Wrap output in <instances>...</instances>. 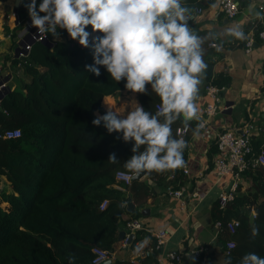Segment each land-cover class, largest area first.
<instances>
[{"label":"trees","instance_id":"trees-1","mask_svg":"<svg viewBox=\"0 0 264 264\" xmlns=\"http://www.w3.org/2000/svg\"><path fill=\"white\" fill-rule=\"evenodd\" d=\"M183 2L193 9L210 4L209 0ZM17 13L15 29L22 30L28 15L22 3ZM258 29L260 26L254 29L255 34ZM86 30L91 33V26ZM58 31L60 37L48 35L51 46L34 42L25 56L12 58L15 64L20 63L27 79L18 77L14 88L9 86L0 99V130H20L17 137H0V203L9 205L0 204V264H70L71 256H75L71 264H89L91 249L96 246L110 252L119 231L131 218L141 216L138 208L151 195L144 180L132 179L130 185H123L115 179L116 171H127L123 165L133 154L132 142L118 139L121 133L109 134L102 124H92L95 113L106 112L103 97L126 90L125 81L115 82L103 67L99 77L86 72L85 65L93 62L90 49L73 40L66 30ZM205 33L197 34L203 37ZM203 80L217 86L229 82L221 74ZM148 88L149 94L136 93V97L154 114L160 100L150 85ZM183 124L182 117L172 124L174 138ZM188 125L185 161L189 137L197 128L196 122ZM260 144L261 140L252 141L255 150ZM113 152L120 160L117 164L108 161ZM169 173L174 175L173 187L183 182L180 168L146 172L145 176L160 181ZM242 178L249 180V186L245 190L239 185L225 210H220L217 202L212 206L214 220H239L234 233L221 228L217 235L220 250H225L228 241L234 246L212 264H225L229 257L232 264H240L251 252L264 257V172L257 168L243 172ZM104 200L106 205L100 208ZM130 202L136 208L128 211ZM125 214L130 218L123 220ZM252 225L259 228L254 239ZM141 235L142 231H137L131 246ZM120 263L129 264H113Z\"/></svg>","mask_w":264,"mask_h":264},{"label":"clouds","instance_id":"clouds-1","mask_svg":"<svg viewBox=\"0 0 264 264\" xmlns=\"http://www.w3.org/2000/svg\"><path fill=\"white\" fill-rule=\"evenodd\" d=\"M19 2L40 38L49 34L60 37L58 29H64L90 49L93 62L85 65L86 72L99 77L103 67L115 82L125 81L126 90L149 94L150 85L159 97L161 106L154 114L137 102L126 115L108 104L105 114H94L93 125L102 124L109 134L121 133L118 139L132 142L133 154L123 165L127 173L136 177L183 168L186 142L174 138L172 124L181 117L185 124L201 119L196 100L208 68L202 47L206 37L189 24L194 9L183 0H42L38 6L37 0ZM253 14L264 20V12ZM89 25L91 33L86 30ZM226 34L247 39L239 24L229 27ZM210 38L216 37L210 34ZM108 161L117 164L120 160L113 152ZM258 235L259 228L252 225V238ZM146 244L147 240L143 241L138 249ZM74 260L75 256L69 257L70 264ZM225 264H232L230 257ZM240 264H264V257L247 253Z\"/></svg>","mask_w":264,"mask_h":264},{"label":"crops","instance_id":"crops-1","mask_svg":"<svg viewBox=\"0 0 264 264\" xmlns=\"http://www.w3.org/2000/svg\"><path fill=\"white\" fill-rule=\"evenodd\" d=\"M237 1L239 12L234 19H228L216 5L209 4L202 15L190 22L196 33L206 32L203 36L206 37L202 45L203 59L211 62L207 64L212 67L211 76L221 74L228 77L229 82L224 85L225 89L222 92L224 103L228 102L227 108L209 118L204 127H198V120H192L196 122L197 128L191 133L187 143L185 163L188 165L189 174L181 171L183 180L181 184L188 185V192L184 196L185 205L181 207L180 199L165 192L168 186H172L171 173L160 181L147 180L145 175L139 178L147 182L151 188V195L138 208L140 218L144 221L146 229L164 228L168 231L169 237L164 250L179 252L182 255L181 262L175 264H193L189 251L200 245H209L211 261H221L224 254L217 242L218 234L213 225L215 220L211 210L219 193L228 190L231 178L227 175L217 177L212 169L215 154L214 137L217 131L230 128L238 135L250 132L251 141H264V42L255 39L252 50L247 53L244 48L245 40L241 41L226 34L229 27L237 24L242 26L243 30L249 26L248 30L244 31L246 36L250 30L261 26L260 20L255 18L253 13L258 11V5L264 0ZM41 2L37 1V6ZM19 4L17 0H0V76L10 89L14 88L18 77L27 79L20 63L15 64L12 60L13 57H18L15 50L21 39L22 30L15 29L19 23L18 13L14 12ZM210 34H214L216 38H210ZM211 41L217 42L220 46L219 51L209 46ZM205 77L207 76L203 74L201 79ZM122 91L123 95L103 97L102 106L106 111L108 105L115 109L118 103L119 107L116 110L120 115H126L128 110L136 106V102L139 103L136 93ZM126 96L133 98L129 100ZM206 99L203 89L199 88L196 100L199 116L203 113ZM130 203L133 208L127 209L128 211L136 208L133 202ZM0 204L4 207L9 206L6 201ZM127 218L130 216L125 214L123 220ZM141 231V238L149 236L145 230ZM132 255V246H123L121 239H118L112 245L108 257L110 262L106 264H113L115 261L129 262ZM162 264L169 263L165 260Z\"/></svg>","mask_w":264,"mask_h":264},{"label":"built area","instance_id":"built-area-1","mask_svg":"<svg viewBox=\"0 0 264 264\" xmlns=\"http://www.w3.org/2000/svg\"><path fill=\"white\" fill-rule=\"evenodd\" d=\"M209 1L210 4L216 5L228 19H234L239 12V2L237 0ZM257 8L258 11L264 12V2L260 3ZM204 12L205 7L196 6L190 21L196 20ZM259 20L261 22L260 29L257 30L256 34L254 29L250 30L251 32L248 33L247 39L244 42V48L247 53L252 50L256 36L264 42V20ZM23 28H25V31L21 34V39L19 41L22 45H20V43L18 44V47H21L23 52H20L18 56H25L34 42L49 40L48 35L44 38H40L38 30L31 26L30 16L24 22ZM209 46L217 48L219 45L216 41H211ZM7 88H9L7 82L0 76V93H4ZM199 88L203 89L205 97L207 98L203 113L200 116L201 119L198 121V125L203 124L204 127L209 118L215 116V114L223 108H227L222 98V92L225 88L224 86H217L210 82H205L203 79ZM160 106V102H157L155 104V109L158 110ZM188 130V123L178 126L176 129L177 139L185 140ZM249 133L250 132H245L244 134L238 135L235 134L232 129L224 128L217 131L215 134L214 142L216 145V152L213 159V172L217 177L227 175L231 178V184L228 190L221 191L216 199L220 210H225L226 206L235 199L238 193V187L242 183L243 172L252 171L257 168L264 172V141L261 142L258 150H255ZM19 135V129L0 130V137L2 138L10 139ZM181 171L186 175L189 174L188 165L186 163L185 166L181 168ZM170 178L174 179L173 173H171ZM115 179L123 185H130L133 177L125 170H118L115 173ZM187 186L188 185L183 184L178 187L168 186L165 192L170 196L180 199V206L183 207L185 205L184 196L188 192ZM118 187L124 190L123 186ZM105 205L106 200L101 203L100 208H103ZM252 215L255 216L254 213H252ZM144 225V221L140 217L132 218L124 225L125 234L121 239L123 246L131 245L137 231L145 230L149 233V236L140 238L132 245L133 255L129 260V264H162L165 260L169 264L181 262L182 255L179 252L164 250V246L169 237L168 231L164 228L146 229ZM213 225L216 234L220 232L223 226H225L228 232L234 233L239 226V220L236 218H230L225 221L219 219L215 220ZM131 235H133L132 239H130ZM145 240H147V244L138 249V245ZM233 246V241H228L223 253L228 254ZM91 252L92 257L89 264H101L110 255L108 250L96 246L91 249ZM189 252L193 258V264H212L209 256V245L197 246L192 248ZM148 260H150L149 263Z\"/></svg>","mask_w":264,"mask_h":264},{"label":"water","instance_id":"water-1","mask_svg":"<svg viewBox=\"0 0 264 264\" xmlns=\"http://www.w3.org/2000/svg\"><path fill=\"white\" fill-rule=\"evenodd\" d=\"M17 2L19 3V0H17ZM14 12H15V14H17V6L15 7ZM16 16H17V15H16ZM24 31H25V28L22 29V31H21L20 34H22ZM44 43H45V44H48V46H51V42H50L49 40L44 41ZM20 45H22V43H20ZM15 52H16V55H18L20 52H23V50H22L21 47H17L16 50H15ZM211 69H212V67H211L210 65H208V68H207V70H206V72H205V76H207V77H210V76H211ZM7 89H8V88H7ZM7 89H6V90H7ZM8 90H9V89H8ZM4 93H5V92H4ZM4 93H0V99L3 97ZM227 103H228V102H226V104H227ZM227 105H228V104H227ZM144 175H145V173H142V174H140L139 176L133 177V179H139V178H141V177L144 176ZM131 208H133V205H132V203H129V204L127 205V209L130 210ZM124 234H125V230H124V229H121V230L119 231L118 239H122L123 236H124ZM132 238H133V235L130 236V239H132ZM109 262H110V259L107 258V259L104 260L101 264H106V263H109Z\"/></svg>","mask_w":264,"mask_h":264},{"label":"rangeland","instance_id":"rangeland-1","mask_svg":"<svg viewBox=\"0 0 264 264\" xmlns=\"http://www.w3.org/2000/svg\"><path fill=\"white\" fill-rule=\"evenodd\" d=\"M90 40H91V37H90ZM123 92L124 91H119V92H117V93H115L113 96H115V95H123ZM126 92V91H125ZM126 98H127V96H126ZM133 97L132 96H129L127 99H132ZM103 104V103H102ZM107 106V105H106ZM117 107H119L118 106V103H117V105H116V108L114 109L117 113H119L120 114V112L118 111V110H116V109H118ZM249 184V180H246V179H244L243 178V181H242V187H244V189L247 187V186H249L248 185ZM3 184L1 183L0 184V186H2ZM246 190V189H245ZM3 207V206H2Z\"/></svg>","mask_w":264,"mask_h":264}]
</instances>
